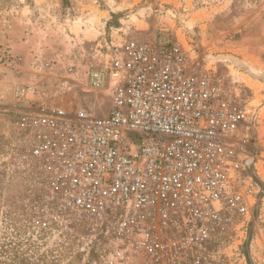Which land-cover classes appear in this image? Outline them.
Returning a JSON list of instances; mask_svg holds the SVG:
<instances>
[{
  "label": "built area",
  "instance_id": "obj_1",
  "mask_svg": "<svg viewBox=\"0 0 264 264\" xmlns=\"http://www.w3.org/2000/svg\"><path fill=\"white\" fill-rule=\"evenodd\" d=\"M84 59L104 113L52 101L56 86L12 82L44 211L83 220L107 264H204L216 231L249 219L256 189L239 156L250 96L195 72L176 42L108 39Z\"/></svg>",
  "mask_w": 264,
  "mask_h": 264
},
{
  "label": "rangeland",
  "instance_id": "obj_2",
  "mask_svg": "<svg viewBox=\"0 0 264 264\" xmlns=\"http://www.w3.org/2000/svg\"><path fill=\"white\" fill-rule=\"evenodd\" d=\"M31 1L35 0H26V5H31ZM131 1L126 0L117 11L103 13L102 33L78 41L77 46L69 50V38L65 37L64 31L62 35H53V31L48 30L50 25L58 24L62 29L66 26L63 19L68 12L69 0H42V7L37 12L41 14L40 23L46 25L43 28L48 31L43 37L51 39L58 48L53 51L51 42L42 38L45 46L42 52L25 55V63L30 67L38 65L40 74L46 77L51 66L60 65L66 74L59 72V80L66 84L55 81L35 85L41 88L56 86L58 91L63 89L52 101L58 100L66 107L74 105L90 113H104L108 110L107 98L102 93L89 91L86 86L85 49L92 43L108 39L150 38L182 45L195 72L210 73L225 86L241 87L250 96V112L242 128L241 177L251 179L256 191L251 200L249 219L234 225L227 222L218 229L204 264H264V256L260 255L264 251L263 243L261 239L256 240L255 233L256 222L264 208V193L252 167V161L257 159L252 155L256 154L258 132H264V21L235 23L231 19L237 14L236 10L213 6L210 8L213 12L210 25L203 15L205 0ZM13 5L16 0H0V7L11 8ZM194 12H199L195 14L200 16L196 17ZM69 73L73 75L69 76ZM2 107L0 264H107L101 256L104 241L86 229L83 220L69 219V216L55 220L44 211L40 186L32 169L22 162L24 132L20 122L23 118L12 99L4 102Z\"/></svg>",
  "mask_w": 264,
  "mask_h": 264
},
{
  "label": "crops",
  "instance_id": "obj_3",
  "mask_svg": "<svg viewBox=\"0 0 264 264\" xmlns=\"http://www.w3.org/2000/svg\"><path fill=\"white\" fill-rule=\"evenodd\" d=\"M25 1L16 0V5L11 8L0 7V110H3L2 104L4 102L11 101L12 82L15 80L39 85L50 84L55 81L66 84L65 81L59 80V72L66 74L65 68L60 65L54 64L51 66L49 72L45 74L47 75L46 77L40 74L38 65L30 67L25 63V55H30L32 52L34 55H39L42 52L44 46L42 38H44L45 42L53 43L51 39L43 37V34L48 31L43 28L46 25L40 23L41 14L37 12V9L39 11V8L42 7V0L31 1V5H26ZM135 1L138 2L140 0H132L131 2ZM204 2H206L204 5L206 11L203 15H205L207 22H210V25L211 16H213L210 8L213 6L236 10L237 14L231 19L235 23L245 22L249 24L254 20L260 19L264 21V0H205ZM125 3L126 0H105L104 3L101 0H69L68 12L63 19L66 22V26L63 27L64 30L62 26L56 23L58 20L55 22L57 28L55 25H50L48 30H52L53 35L65 33V37L69 38V50H72L77 46L78 41L101 34L103 29L102 14L117 11L118 7ZM195 13L199 12H194L193 15L196 17L200 16V14ZM50 48L53 51H57L58 47L52 44ZM72 75L69 73V76ZM257 137L256 154L252 155L257 159L252 161V167L263 186L264 193V132L259 130ZM262 199L264 200V196ZM256 223V240L261 239L264 250V208ZM260 255L264 256V251L260 252Z\"/></svg>",
  "mask_w": 264,
  "mask_h": 264
}]
</instances>
